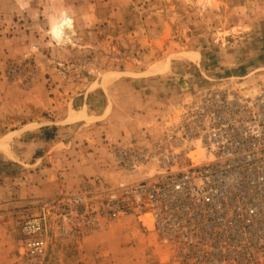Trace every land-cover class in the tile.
Returning a JSON list of instances; mask_svg holds the SVG:
<instances>
[{
	"label": "rangeland",
	"instance_id": "374dc122",
	"mask_svg": "<svg viewBox=\"0 0 264 264\" xmlns=\"http://www.w3.org/2000/svg\"><path fill=\"white\" fill-rule=\"evenodd\" d=\"M0 0V238L13 264H185L111 192L204 162L182 142L204 93L264 86V0ZM67 10L73 43L48 21ZM3 140V142H1ZM45 221L27 254L23 224ZM50 256V257H49ZM85 259L86 262L83 260Z\"/></svg>",
	"mask_w": 264,
	"mask_h": 264
},
{
	"label": "built area",
	"instance_id": "2783aa9c",
	"mask_svg": "<svg viewBox=\"0 0 264 264\" xmlns=\"http://www.w3.org/2000/svg\"><path fill=\"white\" fill-rule=\"evenodd\" d=\"M182 142L202 163L111 192L117 216L131 203L149 212L161 240L185 264H264V86L252 94L211 90L187 115ZM31 257L46 250L45 221L23 224Z\"/></svg>",
	"mask_w": 264,
	"mask_h": 264
},
{
	"label": "clouds",
	"instance_id": "9594fccd",
	"mask_svg": "<svg viewBox=\"0 0 264 264\" xmlns=\"http://www.w3.org/2000/svg\"><path fill=\"white\" fill-rule=\"evenodd\" d=\"M29 2L30 0H22V11L27 7ZM47 34L58 47H65L73 43V37L75 36L73 19L67 10H62L58 16L49 18Z\"/></svg>",
	"mask_w": 264,
	"mask_h": 264
},
{
	"label": "crops",
	"instance_id": "0c3cea01",
	"mask_svg": "<svg viewBox=\"0 0 264 264\" xmlns=\"http://www.w3.org/2000/svg\"><path fill=\"white\" fill-rule=\"evenodd\" d=\"M5 241H6L5 236H3L2 234V237L0 238V264H13L11 255L6 256V250L8 249V246L4 245L6 243ZM83 260L86 262L85 259ZM105 261H108L111 263V259L106 258V259L98 260V261L94 260V262H91V264H104ZM46 264H54V262H50V259H48L46 261Z\"/></svg>",
	"mask_w": 264,
	"mask_h": 264
},
{
	"label": "bare ground",
	"instance_id": "6f19581e",
	"mask_svg": "<svg viewBox=\"0 0 264 264\" xmlns=\"http://www.w3.org/2000/svg\"><path fill=\"white\" fill-rule=\"evenodd\" d=\"M1 142H3V140L1 141ZM7 148V145H5V143L3 144V143H0V150H5Z\"/></svg>",
	"mask_w": 264,
	"mask_h": 264
}]
</instances>
